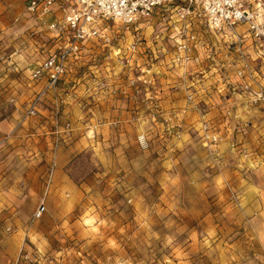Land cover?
Listing matches in <instances>:
<instances>
[{
    "label": "rangeland",
    "instance_id": "obj_1",
    "mask_svg": "<svg viewBox=\"0 0 264 264\" xmlns=\"http://www.w3.org/2000/svg\"><path fill=\"white\" fill-rule=\"evenodd\" d=\"M26 3L27 0H0V76L7 68L14 69L10 73L12 82L5 86L0 97L1 115L11 116L14 104L19 101L27 108L35 95L27 94L21 100L20 87L28 89L30 82L27 74L30 67L25 63L29 59L36 61L43 49L39 48V55L29 54L28 43L33 40L39 43L44 33L31 32L35 26H29L31 22L24 16ZM178 3L181 1L159 7L151 19L136 24L140 37L136 41L133 39L136 44L133 52L128 50V44L132 42L130 35L124 32L125 26L100 22L109 26L112 40L110 43L100 40L87 43L81 65L74 70L79 76L76 82L86 84L84 93L96 92L110 87L106 84L109 81L103 78L108 77L107 74L118 76L122 81L119 85L127 96L126 104L130 91L138 99L140 108L137 112L142 108L143 115L141 112L132 114L135 120L140 116L149 119L151 114L153 123L144 129L116 128L115 135H120L122 141L109 143L106 149L118 148L122 157L114 161L110 155L106 163L117 170H108L99 162L96 146L78 148L71 153L64 172L78 189V196L76 204L67 213L57 214L52 210L46 214L44 211L39 218H34V210L32 213L29 207L40 195L43 204L46 203L49 193L33 189L32 183L27 181L32 178L14 175L11 167L9 175L3 178L15 189L5 194L9 206H0V242L19 227L23 229L25 239L14 263L7 260L12 257L9 252L1 255L0 250V264H264V258L252 248L247 227L239 220L235 209L238 191H233L231 196L221 190L217 192L215 186L216 182L227 179L236 187L242 183V176L234 177L232 171L226 172L227 164L215 159L221 154L220 149L210 152L202 146L200 137L191 131H188L191 142L186 144L187 140L182 139L184 129L170 126L171 123L168 125L163 119V88L174 93L182 87L172 76L183 66L172 57L182 25L175 20L170 8ZM74 7L72 0H56L53 15L61 19ZM188 22L190 31L196 35L195 49L203 59L198 71L229 74L231 67H227V63L234 55L228 49L229 40L221 33L209 31L201 19ZM118 47L122 59L114 55L113 51ZM171 61L173 66H170ZM162 71L169 76V82L161 79L167 78ZM194 71L186 72L191 81L200 76ZM149 76L153 77V82ZM138 77L145 82L138 81ZM220 77L225 80L223 75ZM131 78L136 79L135 85L130 84ZM93 96L80 99L79 103L83 102V106L93 104ZM69 123H64L63 137L59 136L56 143L60 140L69 142L73 131ZM34 130L19 124L4 135L9 141L17 139L19 146L36 149L39 155L41 147L54 151L51 136L45 134L48 136L46 141ZM88 130L96 136V126ZM141 134L148 143L145 148L138 142L137 137ZM6 145L0 141V150ZM14 148L10 144L9 149ZM115 162L118 165H114ZM49 163L44 168V175H35L45 187L54 161ZM35 233L40 237L34 236Z\"/></svg>",
    "mask_w": 264,
    "mask_h": 264
},
{
    "label": "crops",
    "instance_id": "obj_2",
    "mask_svg": "<svg viewBox=\"0 0 264 264\" xmlns=\"http://www.w3.org/2000/svg\"><path fill=\"white\" fill-rule=\"evenodd\" d=\"M24 16L31 22L29 26H35L32 27L31 32L33 34L41 32V35L44 33V38L41 40L39 39V43L35 40L28 43L29 46L27 50L29 54L39 55V48L43 49H41V56L36 57L38 58L36 61L34 59H29V62L25 63L30 67L27 70L28 81L30 82H28V89L24 86L20 87L21 100H24L27 94H35L45 87L43 81H33L30 79V70L48 54L56 50L60 44L56 35L44 28L42 18L38 15L29 14L26 11V6H24ZM244 31L245 28L243 26L237 28L238 33H244ZM124 32L130 35V42H133L134 36L132 35V31L126 29ZM243 37L245 40L243 48L247 56L253 59L256 56L255 50L250 45V39L247 38L248 35L244 33ZM84 51H87V45L83 48L82 53ZM82 53L75 68L81 65ZM164 58H166V56ZM173 63L174 62L171 61L170 66H173ZM182 65V70H177V72H175L176 74L172 75L177 78V81L182 85L180 90H178V92L169 93L163 88V100L161 101V112L162 115H164L163 119L171 117V126L181 124L182 130L184 129L182 139L184 141L187 140L186 144L191 142L189 134L191 131L194 134L196 133L197 137H200L199 139L202 142V146L204 148L206 147L210 152L220 149L222 152L220 155L217 154L218 157L215 159L220 163L224 162L227 164L228 167L226 168V172L230 170L234 177H238L236 175L242 176V183L238 184L236 187H234L232 182H228L227 179H225L224 182L221 181L222 183L216 182L215 186L217 192L221 190L222 192L228 193L227 195L231 194V196H233V191H238V206L235 207V209L238 210L239 220L247 227L248 240L251 241L252 248L257 251L260 257L264 258V153L261 152L259 143L260 138L264 137V104L257 107L248 103L247 99L237 97V114L241 119L250 120L251 127H242L246 129V132L237 129L234 133L231 132V135H226L223 141L213 144L210 139H205V137L202 136L201 132L198 131V127L203 114L215 118L217 122L221 121V114L218 104H216L218 99L215 94V88L222 86L223 79L220 75L225 76L226 74L222 72L214 74L212 71L204 72V70L203 72L202 70L198 71V69L202 67L191 63H182ZM228 66L231 67L230 69L232 70L233 65L231 62ZM193 69L195 70L194 72L197 71L200 75L198 78L196 77L197 79L195 81H191L189 74L186 73ZM11 72L13 73L14 69L7 68L5 71H2L0 76V97L3 96L6 89L5 86L10 85L13 80V76L10 75ZM73 74L74 71L63 79L54 89H47L45 91L41 101L36 107V118L26 116V104L21 105L20 101L14 104L11 116L8 114H0V141L7 144L0 150V206L3 204L7 207L9 206V201L5 199V197H7L5 194L15 189L14 186L8 183L10 181H6L3 178V176L9 175L10 169L13 167L14 171H12V173L14 175H22L23 177L28 175L32 178L27 181L32 183L33 189L36 191L38 189L41 193L44 191L49 193L47 202L44 204L41 201V195L40 198H35V203L29 207L32 213L33 210L35 212L41 204H43L45 211L43 212L46 214H49L52 210L57 211V214L67 213L76 204L75 202L78 196V189L64 172V167L69 161L71 153L78 148L85 149L88 146H96L99 149L97 155L99 162L108 170H117V168L111 169V166L106 163L107 158L110 159V155H112L114 161H119L118 158L122 157L120 149L116 148L113 149V151L106 149V147H109V143L114 142L116 144L122 141L120 135H115L116 128L128 127V129H130L133 127H140L144 129L152 125L154 118L151 114L149 119L147 116H140L139 120H135L136 118L133 116L134 113L137 114L141 112V115H143L142 108L137 112V109L140 108L137 104L138 99L134 98V94L130 93V91L128 92L130 95L128 99L129 102L126 104L125 97L127 96L119 85L122 81L118 76H110L107 74L108 77L103 78L109 81L106 84L110 87L99 89L96 92L92 90L88 93L87 91L84 93L86 84L84 85L83 83L79 84L76 82L79 76ZM162 74L167 77V73L165 74L164 71H162ZM230 75H232V72H230ZM149 77L153 82V77ZM231 78L233 77L231 76ZM161 79L163 82L170 81L169 76L167 78L163 76ZM190 91L195 92L197 99L200 101V111L193 110L191 105L186 102V95ZM151 93L153 94V92ZM92 94H94L93 98H95L93 104L83 106V102L81 104L79 103L80 99H86L87 96H91ZM136 96H138V94ZM66 121H70L69 124H71L73 128L69 137V142L71 141V143L68 146H65V144L67 145L69 143L66 142V140H60L58 143L55 142L59 139V136H62L61 133L64 130V123ZM19 124H22L25 128H35L34 133L44 137L46 141L48 136L46 135L45 137V134L50 135L51 140L55 143L54 151H52V148L49 151L41 147L39 155L34 148L31 150L25 146H19L20 143L17 139L10 141L5 139L4 134L9 133L14 127L19 126ZM92 126L97 127L95 137L92 136L91 131L88 130ZM220 128L224 132V128L222 126H220ZM221 130L220 132L222 133ZM10 144H12L13 148L15 147L13 150L9 149ZM237 144L238 147L244 145L248 146L251 155L249 157L243 156L235 146ZM24 160L26 162H24ZM51 160L54 161V163L50 165L53 170L51 174H49L50 178L49 181L47 179V186L45 187L44 183L41 184L36 180V176L41 177L44 175V168L46 164H50L49 162ZM41 162L44 163L42 164ZM114 165L118 164L115 162ZM5 182H7L6 185L4 184ZM222 200L221 198L220 201ZM220 201H217V203ZM32 207L36 208L33 209ZM24 236L25 233L23 229L21 230V227H19V230L9 234V237L2 238L0 242V250H2L1 255L5 252H9L12 257L5 256L9 263L15 262L18 252L24 245ZM34 236L40 237L38 233H35Z\"/></svg>",
    "mask_w": 264,
    "mask_h": 264
},
{
    "label": "built area",
    "instance_id": "obj_3",
    "mask_svg": "<svg viewBox=\"0 0 264 264\" xmlns=\"http://www.w3.org/2000/svg\"><path fill=\"white\" fill-rule=\"evenodd\" d=\"M176 1L181 3L172 5L170 12L182 26L178 29L179 35L175 39L172 55L174 62L202 66L203 59L195 49L196 35L190 31L188 24L192 19H201L209 31L221 33L229 40L228 49L234 52L229 59L231 63L233 62V68L230 69L232 75L226 72L222 86L215 88L221 121L217 122L215 118L203 114L198 131L205 139H210L211 143L216 144L237 129L245 131L243 128L251 127L250 120L239 118L236 98L243 97L257 107L264 104V0H72L75 7L66 12L61 19L53 15L56 0H27L26 11L31 15L40 16L44 28L54 33L60 44L30 70V79L43 81L45 87L36 92L28 102L26 116H35L36 107L45 91L54 89L73 73L87 43L99 40L103 43L111 42L112 31L108 25L100 24L102 20L120 23L128 30L131 28L136 41L140 37L136 24L151 19L157 8L171 5ZM242 26L245 28L244 33L248 35L247 38L250 39V45L255 50L256 56L253 59L247 56L243 48L244 33L237 32V28ZM135 45V42L128 44L129 52L134 51ZM113 52L118 59H122L120 47ZM137 80L145 82L140 77ZM129 82L135 85L136 79L131 78ZM186 102L193 110H201L195 92L187 93ZM164 121L170 125L171 117L164 118ZM220 126L224 128V132ZM176 127L180 129L182 126L178 124ZM137 138L142 148L147 147L148 143L143 134ZM259 143L261 152L264 153V137L260 138ZM235 146L243 156L251 155L248 146L238 147V144ZM43 211L44 206L41 204L33 217L37 218Z\"/></svg>",
    "mask_w": 264,
    "mask_h": 264
}]
</instances>
